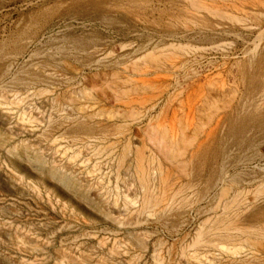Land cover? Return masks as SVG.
I'll return each instance as SVG.
<instances>
[{
  "label": "rangeland",
  "instance_id": "1",
  "mask_svg": "<svg viewBox=\"0 0 264 264\" xmlns=\"http://www.w3.org/2000/svg\"><path fill=\"white\" fill-rule=\"evenodd\" d=\"M0 264H264V0H0Z\"/></svg>",
  "mask_w": 264,
  "mask_h": 264
},
{
  "label": "bare ground",
  "instance_id": "2",
  "mask_svg": "<svg viewBox=\"0 0 264 264\" xmlns=\"http://www.w3.org/2000/svg\"><path fill=\"white\" fill-rule=\"evenodd\" d=\"M238 1V0H237ZM201 3V2H200ZM205 4V3H204ZM203 4V5H204ZM210 4V3H209ZM213 5V4H212ZM208 7V6H207ZM213 7V6H212ZM215 7V6H214ZM230 7V6H229ZM195 8V7H194ZM217 7H215V9H216ZM222 8V7H221ZM227 8V7H226ZM232 9V8H231ZM218 10V9H217ZM240 11V10H239ZM227 35V34H226ZM173 63V62H172ZM162 193V192H161ZM152 197V196H151ZM173 197V196H172ZM176 197V196H175ZM178 198V197H177ZM158 199V198H157ZM161 200V199H160ZM170 200V199H169ZM153 202V201H152ZM154 205V204H153ZM146 206V205H145ZM169 206V205H168ZM169 208V207H168ZM161 209V208H160ZM147 212V211H146ZM229 212V211H228ZM151 213H152V211H151ZM146 214V213H145ZM228 228H229V226H228ZM199 236H201V235H199ZM195 243H196V241H195ZM202 243V242H201ZM204 244V243H203Z\"/></svg>",
  "mask_w": 264,
  "mask_h": 264
}]
</instances>
